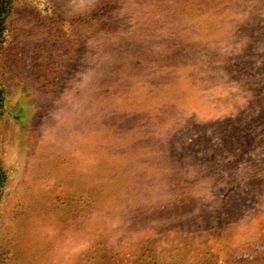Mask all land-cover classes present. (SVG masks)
I'll return each mask as SVG.
<instances>
[{"label":"rangeland","instance_id":"obj_1","mask_svg":"<svg viewBox=\"0 0 264 264\" xmlns=\"http://www.w3.org/2000/svg\"><path fill=\"white\" fill-rule=\"evenodd\" d=\"M0 264H264V0H9Z\"/></svg>","mask_w":264,"mask_h":264},{"label":"trees","instance_id":"obj_2","mask_svg":"<svg viewBox=\"0 0 264 264\" xmlns=\"http://www.w3.org/2000/svg\"><path fill=\"white\" fill-rule=\"evenodd\" d=\"M9 0H0V30H1V23L3 20V16L5 15L6 6ZM2 106V96H1V89H0V108Z\"/></svg>","mask_w":264,"mask_h":264}]
</instances>
